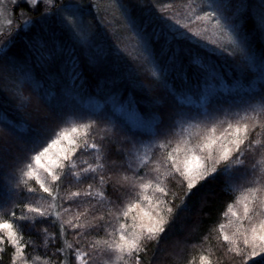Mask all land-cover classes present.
Listing matches in <instances>:
<instances>
[{"label":"trees","instance_id":"16d2710c","mask_svg":"<svg viewBox=\"0 0 264 264\" xmlns=\"http://www.w3.org/2000/svg\"><path fill=\"white\" fill-rule=\"evenodd\" d=\"M218 1L229 23L233 26L235 23L234 29L241 38L238 43L240 48L230 45L223 47L213 40L180 37L168 24L152 16V12L151 18L145 17L142 23L134 12V25L140 32L146 33L148 39L150 60L146 57L147 63L153 62L158 68V76L146 78L145 81L135 74L133 78L126 75L127 69L124 68H133L135 64L126 55L125 58L119 57L120 52L108 31L113 26L111 24L105 30L107 37H100L93 44L77 41L63 31L58 32L54 22L40 21L33 33L28 35L25 32L26 35L23 34L21 38L14 37L9 49L0 53V66H6L10 57L21 64L25 63L24 68L29 71L30 78L23 79L22 84L38 101H27L22 92L13 93L2 85L0 76V130L8 137L0 135V220H8L22 230L17 244L9 242L5 229L0 230V236L5 237L0 244V264H18L19 258L23 263L27 261V264H79L76 250L88 253L98 250L96 247L90 248L92 242L101 243L102 246L114 243L115 224L123 217V212L115 215L119 206L123 205L124 200L140 198L141 194L154 197V204L158 199L166 201L161 204L162 213L167 222L174 223L170 234L178 239L179 249L171 248L169 253L166 251L171 236L168 228H164L156 239L147 240L142 245L144 253L139 264H176L179 258L189 259L202 250H206L204 254L207 258H215L216 264H233L230 260L233 251L230 249L233 248L232 244L238 245L240 238L235 236L234 241L222 242L221 226L226 223L229 206L243 196L251 202L247 215L257 221L264 215V207L260 206L259 199L264 196V190L258 191L256 198L247 191L256 186L255 177L261 175L258 161L264 155V148L260 146L264 144V128L257 125L241 145L242 155L238 158L242 164L233 160L215 165L217 172L204 180L199 193L187 189L183 196L174 188L177 173L169 175L170 165L164 162L165 153L170 147H161L158 140L180 123L189 125L206 121V109L219 112L238 103L258 104L250 103L247 107L253 108L252 111L232 112L215 123L242 122L251 127V116L257 115L260 116L257 120L264 121V22L261 19L264 17V0ZM188 4L192 5L187 2L179 7L181 15L185 14ZM86 20L93 26V18L88 14ZM195 22L203 21L197 18ZM117 23L123 28L121 21ZM40 27L42 30H38ZM94 28L99 35H103L102 30L96 26ZM137 82L143 85L151 83L150 89L140 88ZM75 92L80 97L99 99L103 103L102 108L91 110V106L73 95ZM156 97L167 107L156 102ZM144 98H148V101ZM111 101L134 108L140 116L138 125L118 113ZM149 106L163 111L159 121L150 114ZM178 109L183 116L178 114ZM167 111L173 113L172 117L168 116ZM149 120H155L153 134H146L141 127ZM89 122L94 123L86 133L79 126ZM73 126L83 130L74 137L78 145L77 152L71 156L75 167H68L65 161L66 167L57 170L58 174L63 173L60 179L46 182L53 188V198L39 188L34 178L22 176V173L27 171L29 163L33 164L32 157L36 152L47 146L61 129L71 130ZM85 137L89 144L95 142L100 148L84 149ZM253 139L259 140L260 144L250 149L247 145ZM151 145L149 155L143 159L137 171L130 167L133 171L131 174L137 179L147 177L148 164L155 161L159 154L158 158L161 157V165L165 169L161 174L164 178L160 179V175L159 183L168 188L170 185L174 191V195L167 193L164 199L163 193L157 197L158 191L153 185L143 191L123 179L117 182V178L122 176L120 174L128 171L125 160L135 152L136 146ZM97 155L101 156L100 162L104 168L82 173L81 170L88 164H97ZM253 164H256L258 171L255 175L254 172L249 174L245 183H240L245 177L238 180L239 175L246 176L245 168ZM225 165L228 167L225 168ZM101 176L107 181L106 184L100 183ZM228 181L238 186L229 188ZM261 183L264 184V180ZM89 184L92 185L91 189L88 188ZM28 188H35L36 191L28 192ZM73 192H80L81 195H70ZM85 192H91V195H85ZM101 192L103 196L99 194ZM184 196L188 199L183 200ZM29 203L44 207L45 215L38 217L29 212L25 207ZM165 206L173 211H163ZM178 211L182 216L184 212L192 215L193 223L187 231L180 224L181 219L178 221ZM22 215L35 218L34 222L21 219ZM64 241L71 245L65 263ZM19 245H23L20 248L24 253L22 257L17 254ZM198 259L190 264H198ZM250 262L264 264V254L251 257ZM132 264L137 262L132 261Z\"/></svg>","mask_w":264,"mask_h":264},{"label":"rangeland","instance_id":"374dc122","mask_svg":"<svg viewBox=\"0 0 264 264\" xmlns=\"http://www.w3.org/2000/svg\"><path fill=\"white\" fill-rule=\"evenodd\" d=\"M187 2H191L192 5L188 4V9L186 10V12H184L185 14L181 15L178 9L180 6L186 5ZM216 5H219L218 0H50V2L49 0H37V3L35 5L29 3L28 0H0V53L9 49L14 37L21 38L23 37V34L26 35L27 33L29 35L30 33H33L32 31L33 29H35L34 27L38 25L40 21L49 20L50 22H54L56 23L55 25L58 28V32L62 33L63 31V33L69 34L73 39L77 41L89 43L97 41L100 37H103V39H105V37H107L105 33L106 27L111 24L113 26H110L108 28V31H110L111 33V40H113L115 46L117 47L118 53L120 52L119 57L122 56L123 58H125L127 56V59H131V61H133L135 64L133 68L129 66H126V68H124L125 70L127 69L125 72L127 73L126 75L129 78H133V74H135V76L137 75L139 79L145 81L146 78L157 77L158 68L155 67V63L153 62H150L149 64L147 63L146 57H149V48L146 41L148 39L146 38V33L140 32L137 26L134 25L132 21L134 12L139 15L138 21L141 23L143 22V19L145 17L151 18L150 13L152 12V16H154L155 18L157 16L158 19L161 20V22H165L166 24H168L170 28L175 30L176 34L180 37H187L191 40H195V38H201L207 41L213 40V42H218L219 44H222L223 47H228L230 45L232 47L240 48L238 43L241 38L239 36L238 31L234 29L235 23H233L234 26L229 23L223 10L220 7L217 8ZM158 9L159 11L157 12ZM214 11L217 13L216 17H213L211 19L205 17V13L210 14ZM87 14L93 18V26H96L99 28V30H102L103 35H99L97 29H95L90 24V22H87ZM159 14L161 16H159ZM195 15H197V17ZM197 18H201L203 22L196 23L195 19ZM216 20L220 21L219 25L215 23ZM118 21L122 22L123 28L117 26ZM114 25H116L117 27ZM38 30H42V28L40 27L38 28ZM230 36L233 39H230ZM144 53L146 54V56ZM24 67V62L23 64H21L18 60H15V58L10 57L6 66H0V76L2 77L1 83L4 87H7L13 93H24V97L25 99H27V101H35L36 103H38V101L33 97V94L29 93L30 91L28 90V88L22 84L23 79H27V77L30 78L29 71H27ZM132 69H134V71H132ZM128 70H131L133 73ZM137 83L140 88L143 87L145 89H150L151 83H148L147 85H143L144 83ZM27 93H29L30 95H28ZM73 95L79 101H84V104L91 106V110L98 111L103 106V103H100V100L95 97H80L76 92ZM144 99L148 101V98ZM156 99V102L163 104L160 101L161 99H159L158 97H156ZM147 101L144 102L145 105L147 104ZM111 103L118 113L123 115L127 120L131 121L132 123L138 125L137 123H139L138 119L140 116L139 113L134 110V108H129L126 104L117 103V101H111ZM250 103L251 102L238 103L232 108L228 107L226 110L219 112L217 110L214 112H210L206 109V121L202 120L189 125H183L180 123V125H178L177 127L175 126L173 127V129L167 131L163 136L160 137V139H158L160 145L162 143L165 146L170 147L165 153L166 159L164 160V162L166 164H169V167L171 168L172 162L171 160L167 159L168 153L172 152V154L176 156L177 159L182 161L188 154L186 151L188 148H192L195 154L197 155L206 156L207 150H201L197 147V145H199L202 141H206L209 135H212V137L217 140V143L212 146L213 149H218L221 143H226L232 138L231 136H228L227 133L232 132L234 129L228 128V125H236L237 123L217 124L215 122H220L224 115H230L232 112L237 113L236 111L240 110L252 111L253 108L247 107ZM148 111L158 121L160 120V116L163 112L162 110L152 108V106H149ZM168 112L169 111H167V113ZM177 112L178 114H180V116H183L179 109ZM171 113L172 112L170 111L168 116L172 117L173 113ZM259 117L260 116L258 115L251 116L252 119H257ZM154 123L155 120H149L142 124L141 127L146 131V134H153L155 132ZM240 123L242 124V122ZM213 126H215V132L209 133V129H212ZM69 132L72 138H74L80 132H83V130H78L76 133H71V130H69ZM221 132H224L226 134V139L220 137ZM0 135L4 137L6 136V138H8L7 135L1 130ZM67 146L68 144L66 141H61V144L57 145V148H67ZM152 146L153 145H151L150 147L136 146L135 152L131 153V157L125 160V164L127 163L128 166V171H126V174L121 172L122 174L120 175H122L121 177L127 176L128 179L123 180L129 182L131 186L136 185V188H139V185L141 183L151 182L150 185H153L155 187L156 183L160 182L159 177L165 169L163 165H161V157L158 158L159 154L156 155L155 161L153 160V162L148 164V167H150V169L147 177L137 179L134 178V176L131 174V172L133 171L130 169V167L133 166L134 171H137L140 163L149 155L148 150L151 149ZM171 148L173 151H171ZM177 148H180L181 150L179 152H176L175 149ZM56 150L57 149L54 148L51 151L55 152ZM145 151L146 153H143ZM202 152H204V155H202ZM213 155L216 156L217 153L214 151ZM34 163L35 162H33V164ZM254 171L257 172L258 170H254L252 168V165L248 168H245L246 176L239 175L238 177V180H242L245 177V179L242 180L240 183H245L246 178H248V175L252 174ZM41 175L46 182L51 180L47 173H44L42 170ZM175 176H177V178L173 182L174 188L178 189V194L181 193L183 196L185 195L184 193L187 191V182L183 179L182 176H180L179 173H177ZM205 179L206 178L198 181L197 184L192 188V190L194 189V193L196 191L197 193L200 192L199 189L202 187V184ZM229 181V188L232 187L234 189L238 186V184L236 185V183H232V181L229 183ZM162 186L165 187L164 185ZM165 188L168 194L174 195V191L170 189V185L169 188ZM142 190L144 191L145 189ZM156 194L157 193H155V195ZM140 196V198H136L137 201L135 198H132L130 200H124L123 205L119 206V210L115 214L116 216H119L121 212H124L126 209L127 211H129V213L128 216L123 215L122 220L115 224L116 228L115 234L113 236L115 240H113L114 243L102 246L101 243L97 244L92 242L90 248L96 247L98 248V250H90L88 251V253L76 250L75 252L77 254V257L78 254H83L82 256L77 258L79 264H132V261L136 263L135 256L137 255V253H133L132 257H129L127 254H122L121 258L117 259V255H119L118 250L109 247V245H114L116 242L119 241V230L121 223L125 225V233L130 234L133 231V223H150L149 217L144 215L145 212L150 213L152 216H158L161 214L164 216V214L162 213L161 205L159 211L155 207L156 204L153 203L154 197H151V200H146L143 197L148 195L141 194ZM157 197H161V193L159 191ZM165 197H167V194L163 195V199ZM245 198L246 196H243L242 198L237 200L236 203H233L229 206V210L226 213L227 220L225 225L223 226V231L221 233L222 242L234 241L235 236L240 238V242L238 243V245L232 244L233 248L238 246L240 247V251H233V255L230 258V260L232 261L231 263L233 264H254L250 262L251 257L248 260L244 259L245 255L251 251V247L250 245L245 246L243 244V239L245 233H247L249 237L251 236V228L253 225H256L258 228L259 222L261 220H264V215L263 217L259 218V221H257L254 217L245 215L244 204L248 203L249 205H251V202H248V199ZM182 199L185 200L188 199V197L184 196L182 197ZM200 201L201 203L203 202V200ZM129 203H136L137 207L129 209ZM163 211H167L166 206ZM180 215L181 212L178 211V221L181 219L180 224L182 225L183 229L187 231V229L193 223L191 217L192 215H188L187 212H184L183 216ZM133 217H136L135 221L133 220ZM164 218L165 220L167 219L165 216ZM173 224L174 223L166 222V224L164 225V228H168L169 237L171 236L170 245L166 246V251H168V253L171 248L179 249L178 239H176L174 235L172 236V234H170L172 231ZM136 230L140 231V229ZM225 234L230 237L229 240H225L223 238ZM147 240L148 239H144L142 241V245H144ZM63 245L65 247V250L63 249L65 263L67 253L70 254L69 250L71 248V245L69 247V243L67 241H64ZM205 251L206 250H202L198 252V254H196L194 257H190L189 259L179 258L180 260H177L178 262H176V264H190L196 259H198V257L200 259L198 264H202L201 257L205 256ZM143 253L144 249L140 251L138 255L142 257ZM18 264H24L20 260V258L18 259ZM207 264H216V259L208 258Z\"/></svg>","mask_w":264,"mask_h":264},{"label":"snow or ice","instance_id":"6c2138e0","mask_svg":"<svg viewBox=\"0 0 264 264\" xmlns=\"http://www.w3.org/2000/svg\"><path fill=\"white\" fill-rule=\"evenodd\" d=\"M29 3L32 5H35L37 3V0H28ZM50 2V0H49ZM217 8L220 7V5H216ZM206 18H213L216 17L217 13L214 11L212 13H205L204 14ZM262 22H264V17L261 18ZM215 23L217 25L220 24L219 20H216ZM230 39H233L231 36ZM247 111V110H246ZM242 119H244L242 117ZM94 122H89L88 124L80 125V128H83L86 130V133L91 130V124ZM259 125L261 128H264V121H259L255 118L252 119L251 127L248 123H239L237 122L236 125L229 124L228 128L234 129L232 132L227 133L228 136H231L232 139L228 140L226 143H221L220 147L218 149H213V145L217 143V140L212 137V135H209L206 139V141H202L199 145H197L198 148L201 150H207L206 156H201L195 154L192 148H188L187 155L185 158L181 161L177 159L176 156L172 154V152L168 153V160H171L172 167L171 172L168 174L171 175L173 173H179L180 176L183 177V179L187 182V189L191 190L198 181L209 178L213 173L217 172V168L215 165L220 164L222 161H236L237 164H242V161L239 160V155H242L241 151V145L245 143V140L248 137L249 132H251L253 129H255ZM78 131V128L76 126H73L71 128V133H76ZM215 132V126H213L212 129H209V133ZM220 137L226 139V134L224 132L220 133ZM61 141H66L69 145L67 148L60 147L57 148V145L61 144ZM257 144H260V141L257 139H253L250 141V143L247 145L248 148H254ZM161 147H165L164 144L160 145ZM262 148H264V144L260 145ZM77 140L75 138H72L70 132L68 129H61L54 139H52L47 146L43 147L40 151L36 152L35 155L32 157L34 160V164L29 163L27 165V171L22 173V176H27L29 178H34L36 183L39 185V188L43 190V192L48 193L50 196H53L55 198V193L53 191V188L50 187L45 179L41 175V170L44 173H47V175L51 178V181H58L60 179V176L63 173L58 174L57 170H63L66 165L65 161L68 162V167H75V161L71 159V156L73 153L77 152ZM84 149H99L100 145L96 144L95 142L89 144L87 141V138L85 137L83 142ZM56 148L57 150L55 152L51 151L52 149ZM181 149L177 148L175 149L176 152H179ZM216 152L217 155L214 156L213 152ZM237 153L236 156L233 155V153ZM97 164H88L86 168L82 169V173H89L94 172L96 169H103L104 164L101 163V156H96ZM83 162V161H82ZM260 164L259 172L261 175H258L255 177V187L249 188L247 191L251 193V196L253 198L257 197L258 191L264 190V184L261 183L262 180H264V155L261 156L260 161H258ZM228 165H225V168H227ZM252 168L256 169V164L252 165ZM255 175V171L253 173ZM73 175H76L73 173ZM111 176L112 174L109 173ZM163 175H161L160 179H163ZM120 179L127 180V176L118 177L117 182L119 183ZM100 183L106 184L107 181L103 176L99 178ZM26 183V181H21ZM150 183H141L139 187L141 189H146L150 186ZM92 185L89 184L88 188L91 189ZM156 189L163 194H167V190L165 187H163L160 183H156L155 185ZM28 192H35V188H28ZM85 195H91V192H85ZM101 196L104 195L103 192L99 193ZM187 194V193H186ZM70 195L72 196H80V192H73ZM146 200H151V197L145 196L143 197ZM247 199V197H246ZM261 201V207H264V196L259 197ZM166 203V201L157 200L155 207L159 211L160 205ZM25 207L29 212H33L37 214L38 217H43L46 213V209L42 206H33L32 204H26ZM49 207H53V205H49ZM136 203H129L128 208H136ZM173 209L171 207L167 208V212L171 213ZM249 212V204H244V213L247 215ZM124 216H128V211L123 212ZM145 216L149 217L150 223L148 224H136L133 223L132 229L133 231L130 234L125 233V225L121 223L120 230H119V241L116 242L114 245H109L111 248H115L118 250L119 255H117V259L121 258L122 254H127L129 257H132L133 253H137L135 256V260L137 264H139L140 256L138 253L143 250L142 248V241L144 239H156L159 235V233L164 231V225L166 224V220L164 216L158 215V216H152L150 213L145 212ZM21 219L28 221V222H34L35 218H29L27 215H22ZM136 217H133V220L135 221ZM259 228V231H258ZM253 225L251 228V236L247 233L244 235L243 244L245 246L251 247V251L247 253L244 257L245 260H248L250 257H257L259 254H264V220H261L259 222V226ZM0 229L6 230V236L9 239V242L11 244H17L18 243V237L22 235V230H18L13 223L9 222L8 220H0ZM136 229H140V231H137ZM221 230H223V226H221ZM46 231V229L44 230ZM4 236H0V244H2L4 240ZM225 240H229L230 237L225 234L223 237ZM23 245H19L17 248V254L21 257L24 255L22 251H20V248H22ZM70 247V245H69ZM232 251L239 252V247H235L230 249ZM78 251V250H77ZM83 254H78L79 258ZM202 264H207L208 258L202 256L201 257ZM24 264H27V261L24 262Z\"/></svg>","mask_w":264,"mask_h":264}]
</instances>
